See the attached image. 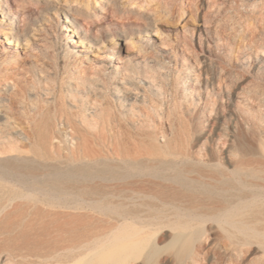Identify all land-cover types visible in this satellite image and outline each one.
<instances>
[{"label":"rangeland","instance_id":"374dc122","mask_svg":"<svg viewBox=\"0 0 264 264\" xmlns=\"http://www.w3.org/2000/svg\"><path fill=\"white\" fill-rule=\"evenodd\" d=\"M125 148L174 159L194 180L181 210L207 217L197 253L163 249L164 226L150 236L160 255L145 261L144 247L125 264H264L262 244L232 252L214 218L264 200V180L229 173L243 156L258 160L247 171L264 163V0H0V166L19 168L0 177V264H100L117 222L92 204L110 182L79 173L64 187L73 207L26 186L42 167L114 165Z\"/></svg>","mask_w":264,"mask_h":264},{"label":"bare ground","instance_id":"6f19581e","mask_svg":"<svg viewBox=\"0 0 264 264\" xmlns=\"http://www.w3.org/2000/svg\"><path fill=\"white\" fill-rule=\"evenodd\" d=\"M73 11L74 9H66L68 14H72ZM82 13L87 15L86 12ZM95 15H97L96 12ZM71 20L74 21L73 17ZM27 32L28 30L21 31L23 35ZM158 36L163 38L164 34L159 33ZM132 50L147 58L153 57L141 41H137L136 47ZM113 152L114 165L107 161L106 156L96 155L98 156L96 157L97 167L88 163L53 171H47L42 167L41 176L43 177L36 178L31 185L26 186V190L40 194V200L46 203L73 207L71 203H75L76 200H70L64 187L76 181L79 173L85 180L100 179L110 182L111 185L104 183L100 187H93L96 192L100 190L104 201L101 200L102 203L97 201L92 206L99 207L102 213L111 212L117 222L108 240L109 249L96 252L100 264H125L129 256L136 255L144 247H147L145 261H151L161 254L162 247L157 246L150 236L164 226L170 227L173 231L163 249L170 250L171 254L177 258L189 255L193 248L197 253L202 247L201 236L204 232L202 223L207 218L206 213L183 212L178 204L181 197L192 196L194 180L183 174L174 159H164L159 156V152H150L148 161H144L145 158L142 156L133 155L134 150L131 149H114ZM256 152L250 151L252 154ZM253 160L258 161L256 158L243 156L229 173L239 178L250 174L264 180V163L262 165L261 161L258 169L247 171ZM6 162V166L3 165L4 168L0 166L2 167L0 177L2 179L8 176L15 177L19 168H16L17 166L9 159ZM215 166L214 175L221 177L222 184L228 185L233 176H226L227 174L219 164ZM24 168L33 177L38 175L35 165L27 163ZM204 189L208 190V187ZM214 218L224 231V238L232 252H239L241 246L252 240L259 242L264 248V200L254 198L239 203L220 211ZM136 224L139 227L132 226ZM144 229L148 230L146 235L142 233ZM90 262L87 260L85 264Z\"/></svg>","mask_w":264,"mask_h":264}]
</instances>
